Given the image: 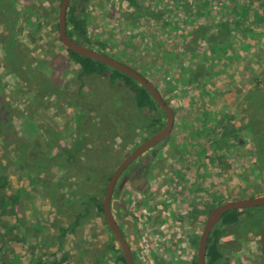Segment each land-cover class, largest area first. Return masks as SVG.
<instances>
[{"label": "rangeland", "instance_id": "rangeland-1", "mask_svg": "<svg viewBox=\"0 0 264 264\" xmlns=\"http://www.w3.org/2000/svg\"><path fill=\"white\" fill-rule=\"evenodd\" d=\"M9 1L13 14L0 8V176L7 179L0 187V262L124 264L96 205L110 154L114 161L135 147L142 114L132 92L107 72L79 76L59 39L61 0ZM74 2L93 45L156 86L174 110L172 132L206 144L208 212L264 195V0ZM73 142L78 161L60 168L57 147ZM75 164L79 195L69 204L62 192L71 196V184L60 174L71 182ZM263 223L260 205L220 224V264H264ZM159 235L150 249L145 235L137 236L145 249L132 237L136 264H196L195 241L173 239L168 226Z\"/></svg>", "mask_w": 264, "mask_h": 264}, {"label": "flooded vegetation", "instance_id": "flooded-vegetation-1", "mask_svg": "<svg viewBox=\"0 0 264 264\" xmlns=\"http://www.w3.org/2000/svg\"><path fill=\"white\" fill-rule=\"evenodd\" d=\"M68 7H70V4H68ZM139 111L142 117L138 129L142 132L140 133L141 138L135 144V147L159 131L166 121V114L157 103L153 108L140 107ZM148 112L152 116L145 117L144 114ZM172 128L165 138L149 147L123 168L115 181L110 197L111 213L131 249L133 258L134 245L132 237L138 238V235H145L142 240L148 245L147 249H150L149 246L153 245L152 242L155 241V237L160 236L159 234L165 228L167 229V226L170 233L173 234V239H175V234L187 235L186 240L191 241V243L195 241L197 250L198 240L208 215L206 144L202 146V143H198V140L193 138L192 135H189L188 138H186V135H177L172 132ZM179 136L183 138L181 139ZM127 144V142H124L123 146L126 147ZM135 147L130 150L123 148L122 157H116L114 161V157L110 154L111 150L106 149V151H109L110 158H112L111 164L108 163L109 170L106 176V184L118 163L131 153ZM197 147H199V155ZM57 152L60 155L58 165L62 164L60 168L70 164L74 165L78 153V143L73 142L70 148H65L62 144H59ZM73 168L76 176L73 174L71 182H67L70 178L65 171L60 174L61 181L71 184L72 188L71 196H67L62 192L63 202L67 203L73 199L74 194L79 195L77 186L79 183L77 184L74 180L75 177H78L76 164ZM202 218L203 226L199 230L197 228L198 219ZM142 222L143 224H141ZM105 224L109 236L117 242L106 222ZM220 224H222V217L214 224L213 228L218 227ZM142 229H145V231L141 232ZM184 229H186L185 233L181 234ZM140 242L141 240H139V244ZM223 244L224 242L217 241L219 249L223 247ZM140 247L145 249L142 244H140Z\"/></svg>", "mask_w": 264, "mask_h": 264}, {"label": "water", "instance_id": "water-1", "mask_svg": "<svg viewBox=\"0 0 264 264\" xmlns=\"http://www.w3.org/2000/svg\"><path fill=\"white\" fill-rule=\"evenodd\" d=\"M69 1L70 0H61L57 12L58 34L62 44L67 49L75 53H78L82 56H86L93 60L101 62L109 67H112L132 77L148 91L151 97L156 101L159 107L166 114V121L164 126L159 131L155 132L153 135H151L146 140L142 141L139 145H137L131 153H129L121 162L118 163V165L115 167L113 173L111 174L106 184L102 198L103 218L107 223V225L109 226V228L111 229L114 237L116 238L119 244V248L121 250V254L124 258L125 264H136L131 249L111 213L110 197L114 188L115 181L118 175L120 174V172L123 170V168L131 160L139 156L149 147L161 141L170 133L174 121L173 109L162 97L156 86L150 80H148L143 74L138 72L136 69L132 68L131 66L127 65L122 61L117 60L116 58L108 54H104L102 52H99L81 43L76 42L67 34L66 12ZM260 205H264V195L233 199L219 203L214 207H212L208 212L203 230L198 240V245L196 250V264H205V252H206L207 240L210 235V231L213 228L214 224L219 221V219L222 217L224 213H226L229 210L243 209V208H249ZM259 241H260V249L264 259V223L260 230Z\"/></svg>", "mask_w": 264, "mask_h": 264}, {"label": "trees", "instance_id": "trees-1", "mask_svg": "<svg viewBox=\"0 0 264 264\" xmlns=\"http://www.w3.org/2000/svg\"><path fill=\"white\" fill-rule=\"evenodd\" d=\"M74 1V0H73ZM80 0H75L74 3H78ZM130 4H136V0H127ZM0 8L2 10H6V12H9L13 14L15 7L9 0H0ZM77 8L76 5L73 4L70 7L67 8L66 12V28H67V34L76 42L81 43L87 47H90L94 50H97L99 52H102L104 54H107L102 48L94 46L93 41L88 36L87 32V26H86V20L85 16L81 12H76ZM17 15V12L13 15V18L15 20ZM11 24L15 27L16 22L12 21ZM40 25L37 24L36 28ZM11 47H13V43L11 42ZM68 54L70 55L71 59L76 62L79 66V76L82 75H90V74H103L106 75L111 82H118L123 83L125 87H127L133 94L135 104L137 108L140 107H148L153 108L154 105H156L154 99L151 97V95L148 93V91L140 85L136 80H134L132 77L112 68L109 67L101 62H98L96 60H93L89 57L82 56L78 53H75L69 49H67ZM18 67V66H17ZM13 72H15L17 75L20 72L18 68H14ZM85 96L86 92L83 90H79L78 96ZM166 101V100H165ZM167 102V101H166ZM152 116V115H151ZM7 183V179L4 176H0V187H4ZM98 210L102 212V202L97 203ZM244 209H234L229 210L222 216V225H229L235 223L239 216L242 214ZM220 231L218 227H214L211 234L208 237L207 240V247L205 252V264H220L221 259L223 258V252L218 248L217 241L219 240ZM118 260L124 263V258L122 254L120 253L118 256ZM0 264H10L6 261H1Z\"/></svg>", "mask_w": 264, "mask_h": 264}]
</instances>
